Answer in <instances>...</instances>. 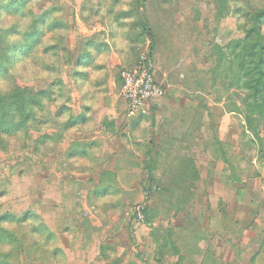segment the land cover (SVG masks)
<instances>
[{
    "label": "rangeland",
    "instance_id": "obj_1",
    "mask_svg": "<svg viewBox=\"0 0 264 264\" xmlns=\"http://www.w3.org/2000/svg\"><path fill=\"white\" fill-rule=\"evenodd\" d=\"M18 9L0 12V30L19 14L32 19L24 41L37 23L40 40L0 75V264H264V78L245 88L227 51L247 45L264 0ZM144 58L167 91L127 117L117 75ZM220 158L231 187L212 171ZM251 216L259 237L234 225L250 230Z\"/></svg>",
    "mask_w": 264,
    "mask_h": 264
},
{
    "label": "trees",
    "instance_id": "obj_2",
    "mask_svg": "<svg viewBox=\"0 0 264 264\" xmlns=\"http://www.w3.org/2000/svg\"><path fill=\"white\" fill-rule=\"evenodd\" d=\"M21 0H14L11 4L7 6L0 5V12H8L10 8H15L16 11H19L18 6L20 5ZM264 18V11L257 13L253 18L252 21V28L246 32L245 34V42L247 45L240 46L241 41H235L229 44L227 47V51L232 56V67L236 68L235 72V78H239L240 76L244 79L251 75L252 76V83L250 87H248V83L245 81L244 87L248 88L250 91H252L255 94H258L260 91V86L262 79L264 78V46L260 45L257 41V38L260 36L261 26H262V20ZM42 21H39V24L41 26H44L46 22L44 21V18H41ZM44 21V22H43ZM147 21H144V28L147 30ZM36 24V23H35ZM38 24V23H37ZM37 24L35 25L34 32L27 37L22 45H12L10 43L6 44V48L3 50L6 53L4 54L5 59L0 62V75L2 72H4L5 69H7V64L12 62L11 54H15L16 58L19 56V58L26 59L28 58L32 53H34L35 45L39 42V36L36 35L38 27ZM64 26V25H63ZM55 25L52 27L54 28ZM14 31L13 28L10 29H1L0 30V40H7L10 33ZM43 34V33H42ZM28 44L34 45V47H26ZM51 49L55 50V47H51ZM50 49V50H51ZM15 64H11L12 67ZM133 68V67H132ZM118 76V75H117ZM234 78V79H235ZM117 84L121 86L120 80L117 79ZM38 98V97H37ZM10 99V100H9ZM19 99H20V90L16 88L13 92V94L8 98L9 101V107L11 105H15V109L19 110ZM40 98H38V101ZM27 104L29 105L31 111L36 105L35 100L29 99L27 101ZM14 109V110H15ZM10 111V110H9ZM7 111L5 112V114Z\"/></svg>",
    "mask_w": 264,
    "mask_h": 264
},
{
    "label": "built area",
    "instance_id": "obj_3",
    "mask_svg": "<svg viewBox=\"0 0 264 264\" xmlns=\"http://www.w3.org/2000/svg\"><path fill=\"white\" fill-rule=\"evenodd\" d=\"M120 96L125 104L127 117H134L147 106L164 97V89L155 81L152 65L140 60L133 68L118 72Z\"/></svg>",
    "mask_w": 264,
    "mask_h": 264
},
{
    "label": "clouds",
    "instance_id": "obj_4",
    "mask_svg": "<svg viewBox=\"0 0 264 264\" xmlns=\"http://www.w3.org/2000/svg\"><path fill=\"white\" fill-rule=\"evenodd\" d=\"M19 22V23H18ZM32 25V19L30 17H20L19 14L9 17V28L16 26V30L12 31L8 39L12 42V45H19L23 43L25 35L30 32ZM14 73V69L10 70ZM88 85L85 86V91H87ZM11 91V86L8 85L4 88L5 94Z\"/></svg>",
    "mask_w": 264,
    "mask_h": 264
},
{
    "label": "crops",
    "instance_id": "obj_5",
    "mask_svg": "<svg viewBox=\"0 0 264 264\" xmlns=\"http://www.w3.org/2000/svg\"><path fill=\"white\" fill-rule=\"evenodd\" d=\"M154 79H155V77H154ZM162 86V85H161ZM162 88L164 89V95L166 94V91H167V89H165L163 86H162ZM169 91V90H168ZM114 124V123H113ZM115 125V124H114ZM203 142V141H202ZM204 143V142H203ZM213 162H215L214 163V169H212V171H214V170H216V169H218L219 170V172H223V173H226V175H227V183L229 184V186L231 187V181L229 180L230 179V177H228V173H229V171H230V168H229V163L227 162V161H225L223 158H220V159H217V160H213ZM213 164V163H212ZM250 217V216H249ZM248 217V219H250V221L248 222V227H249V229L250 230H247V228H246V225H244V223H239L238 221H237V219L234 221V225L235 226H237V228L239 229V230H242L243 231V236H246L245 234H247V232L249 231L250 232V234H248V237H250V236H252L251 234H252V232H254V234L256 235V237H259L260 236V234H262V233H258V235H257V231H256V223L258 222V219L256 218V219H254V217H252L251 216V218H249ZM243 224V227L241 228L240 226ZM251 230H253V231H251ZM241 232V231H240Z\"/></svg>",
    "mask_w": 264,
    "mask_h": 264
}]
</instances>
